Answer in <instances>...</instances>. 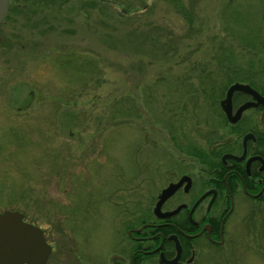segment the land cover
Here are the masks:
<instances>
[{"label": "rangeland", "instance_id": "374dc122", "mask_svg": "<svg viewBox=\"0 0 264 264\" xmlns=\"http://www.w3.org/2000/svg\"><path fill=\"white\" fill-rule=\"evenodd\" d=\"M234 82L264 91V0H10L0 212L44 230L46 264L127 263L130 218L234 138ZM248 207L198 264H264V206Z\"/></svg>", "mask_w": 264, "mask_h": 264}, {"label": "flooded vegetation", "instance_id": "af4514ba", "mask_svg": "<svg viewBox=\"0 0 264 264\" xmlns=\"http://www.w3.org/2000/svg\"><path fill=\"white\" fill-rule=\"evenodd\" d=\"M246 84L257 91L263 101L251 93L233 92L232 115L243 104L252 103L241 111L235 122L228 120L220 106L235 133L234 138H219L215 143L218 146L210 151L212 160L191 166L192 169L184 170L177 180L171 181L176 183L186 177L160 208L161 212L178 208L175 213L167 217L154 213L159 193L151 211L139 213L140 217L136 213L135 218H130V221L135 219L137 225L126 229L128 261L125 263L119 254L113 264L210 261L227 241L228 220L237 216L239 210L249 209V203H253L254 208L264 206V91ZM175 199H179L178 202Z\"/></svg>", "mask_w": 264, "mask_h": 264}, {"label": "water", "instance_id": "95a60500", "mask_svg": "<svg viewBox=\"0 0 264 264\" xmlns=\"http://www.w3.org/2000/svg\"><path fill=\"white\" fill-rule=\"evenodd\" d=\"M9 7V0H0V24L4 20ZM235 91L251 93L255 98H263L250 85L242 82L232 83L220 101V106L231 122L238 120L241 111L251 106L245 103L239 107L235 115L231 113V96ZM182 177L176 183H169L158 195L154 206V213L158 217H167L177 209L161 212L162 203L171 196L184 181ZM200 197L197 201H200ZM52 252V247L45 238L44 230L24 219L19 210H4L0 212V264H46Z\"/></svg>", "mask_w": 264, "mask_h": 264}, {"label": "trees", "instance_id": "16d2710c", "mask_svg": "<svg viewBox=\"0 0 264 264\" xmlns=\"http://www.w3.org/2000/svg\"><path fill=\"white\" fill-rule=\"evenodd\" d=\"M181 11H182V13L184 14V16L189 20V15H190V13L188 12V10L187 9H185L184 7H182L181 8ZM213 88V87H212ZM211 88V89H212ZM221 95H222V92H221Z\"/></svg>", "mask_w": 264, "mask_h": 264}]
</instances>
